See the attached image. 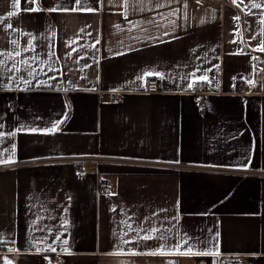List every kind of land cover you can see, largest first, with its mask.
Wrapping results in <instances>:
<instances>
[{
  "label": "crops",
  "instance_id": "0c3cea01",
  "mask_svg": "<svg viewBox=\"0 0 264 264\" xmlns=\"http://www.w3.org/2000/svg\"><path fill=\"white\" fill-rule=\"evenodd\" d=\"M262 48L264 0H0V264H264Z\"/></svg>",
  "mask_w": 264,
  "mask_h": 264
},
{
  "label": "snow or ice",
  "instance_id": "6c2138e0",
  "mask_svg": "<svg viewBox=\"0 0 264 264\" xmlns=\"http://www.w3.org/2000/svg\"><path fill=\"white\" fill-rule=\"evenodd\" d=\"M83 3H87V0H83ZM76 4L77 6H81L82 4V0H76ZM14 6H15V0H14ZM255 7L259 8L261 7V5L257 4V5H254ZM60 7H63L62 5L60 4H57V8H60ZM57 8H52L50 9V11H56ZM32 11H36L37 9L33 8L31 9ZM71 10H76V9H71ZM14 13L12 12H9L8 13V16L11 17ZM234 19H239V17H234ZM261 50H264V48H262ZM190 88L192 87V84H189L188 85ZM58 127V125H54L53 128L50 130V131H55L56 128ZM33 131H35V129H33ZM15 160H14V154L12 156H10L9 158H0V163H14ZM146 231V234L142 237V239L144 241H148V240H151V239H158V240H165L166 241V237L160 235V236H156V237H153L149 234H147V230ZM152 232H157L158 230L157 229H152L151 230ZM125 235H127V233H125ZM57 239H59V237H57ZM181 239L184 241L183 244H177L176 245V250L178 251H182L184 249H187V251L189 253H191L193 256L195 255H198V254H201V255H207V253H203V252H199L197 250V243H199L198 241L193 243V242H190V239L188 237H181ZM65 244H67V241H64ZM122 243H132V241H122ZM158 247H161L163 248V245H160ZM54 250V249H52Z\"/></svg>",
  "mask_w": 264,
  "mask_h": 264
},
{
  "label": "built area",
  "instance_id": "2783aa9c",
  "mask_svg": "<svg viewBox=\"0 0 264 264\" xmlns=\"http://www.w3.org/2000/svg\"><path fill=\"white\" fill-rule=\"evenodd\" d=\"M191 84H192V87L190 88L189 93L197 98L200 110L203 112L205 111V97L207 95L204 85L198 81L191 82ZM145 91L150 94L158 92L159 91L158 81L154 79L148 80L145 85ZM113 98L120 99V96L117 94H114ZM70 161L76 163V162L83 161V159L75 158V159H71ZM104 161H116V160H104ZM99 191H102L103 193L106 192L105 189L100 188V187H99ZM3 247H4L3 243H0V252L3 251ZM54 262L59 263L60 259L56 258L54 259ZM217 264H247V263L243 261H237V262L218 261Z\"/></svg>",
  "mask_w": 264,
  "mask_h": 264
}]
</instances>
